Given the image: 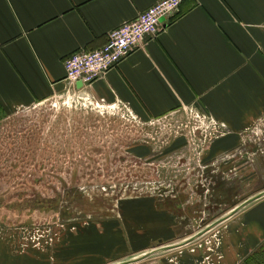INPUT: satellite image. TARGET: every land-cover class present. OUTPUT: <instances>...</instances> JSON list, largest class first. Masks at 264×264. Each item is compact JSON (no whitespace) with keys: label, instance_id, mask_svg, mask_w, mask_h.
<instances>
[{"label":"crops","instance_id":"obj_1","mask_svg":"<svg viewBox=\"0 0 264 264\" xmlns=\"http://www.w3.org/2000/svg\"><path fill=\"white\" fill-rule=\"evenodd\" d=\"M157 1L0 0V110L55 99L122 106L145 121L180 112L211 117L223 134L208 144L197 140L207 145L198 151L201 175L212 178L200 191L212 197L219 177L221 185L229 184L226 189H237L246 174L236 164L248 160L249 137L264 128V0H184L156 37H145L92 84L66 79V58L102 47L113 30ZM175 141L180 144L167 143L164 159L158 151L154 162L171 165L173 157L190 155V139ZM262 155L255 162L263 167ZM136 191L101 215V222L65 236L50 259L32 254L21 264H139L162 246L192 244L209 233L185 232L190 225L209 224L206 208L218 205L212 198L202 195L194 206L177 196ZM262 193L235 202L228 214L213 219L205 229L214 230L209 236L217 242L203 253L182 249L178 264H211L212 254L217 255L214 264H248L249 259L264 264V195L232 214ZM209 242L207 237L206 247Z\"/></svg>","mask_w":264,"mask_h":264},{"label":"rangeland","instance_id":"obj_2","mask_svg":"<svg viewBox=\"0 0 264 264\" xmlns=\"http://www.w3.org/2000/svg\"><path fill=\"white\" fill-rule=\"evenodd\" d=\"M94 107L51 99L27 109L0 110V264H21L32 254L50 259L65 236L101 222V215L136 190L177 196L194 206L203 201L202 195L212 198L218 205L206 208L204 221L210 220L209 224L228 214L235 202L264 190V166L255 162L264 154L263 127L249 137L248 160L236 164V169L244 167L245 183L228 190L229 184L221 185L219 177L210 197L200 191L212 179L201 175L204 163L198 151L206 144L189 143L190 155L185 156V151L173 157L171 165L163 160L167 143L190 139L187 132L194 127L190 116L180 112L174 118L145 121L122 106ZM188 120L190 128L185 129ZM177 124H183L182 130H176L179 134L171 130ZM158 151L163 159L154 162L152 156ZM209 224L190 225L185 233L196 237ZM213 231L192 244L158 251L153 260L139 264H178L182 249L203 253L207 237L214 241L209 236ZM214 255L211 264L217 261Z\"/></svg>","mask_w":264,"mask_h":264},{"label":"built area","instance_id":"obj_3","mask_svg":"<svg viewBox=\"0 0 264 264\" xmlns=\"http://www.w3.org/2000/svg\"><path fill=\"white\" fill-rule=\"evenodd\" d=\"M183 1L158 0L147 10L140 13L136 19L113 30L102 47L92 51L73 53L64 61L66 79L69 81H82L86 85L92 84L108 70L118 66L136 47H139L145 37H156L163 29V20L175 15ZM94 106L98 109L109 108L99 103H95ZM114 107L116 106L111 108ZM130 114L132 115V113ZM188 116L193 119L194 127H189L190 120H188L186 125L177 124L171 130L179 134L178 131L182 130V127L185 129L190 128L187 133L193 143L202 138L203 142L208 144L214 138L223 134V130L213 118L201 114H190ZM215 241L217 242V239L214 237V241L209 242L210 245L207 246V250L212 247ZM205 244L207 245V239Z\"/></svg>","mask_w":264,"mask_h":264},{"label":"water","instance_id":"obj_4","mask_svg":"<svg viewBox=\"0 0 264 264\" xmlns=\"http://www.w3.org/2000/svg\"><path fill=\"white\" fill-rule=\"evenodd\" d=\"M264 195V193H262V194H259V195H257L256 197H254V198H251V199H249L248 201H246L245 203H243L242 205H240L237 209H235L234 210V212L232 213V214H234V213H236L237 211H239L240 209H242L243 207H245L246 205H248V204H250V203H252L253 201H255V200H257L258 198H260V197H262ZM227 218V217H226ZM226 218H224L223 220H225ZM222 220V221H223ZM222 221H219L218 223H221ZM211 229V228H210ZM209 230V228L208 229H206V231H204V232H202V233H200V234H198V237H200L201 235H203V234H205V232H207ZM185 245H187V243L186 244H181V245H172V246H170V247H165V248H162V249H160V250H169V249H173V248H179V247H182V246H185ZM159 250V251H160ZM155 252H157V251H155ZM146 257L148 256V254L147 255H145ZM125 264V263H124Z\"/></svg>","mask_w":264,"mask_h":264},{"label":"trees","instance_id":"obj_5","mask_svg":"<svg viewBox=\"0 0 264 264\" xmlns=\"http://www.w3.org/2000/svg\"><path fill=\"white\" fill-rule=\"evenodd\" d=\"M258 256H260L259 254H258ZM258 256H257V258H258ZM259 261L260 260H256V262L259 264ZM247 262H248V264H250V262H251V264L254 262L253 260H251V259H249V260H247Z\"/></svg>","mask_w":264,"mask_h":264}]
</instances>
